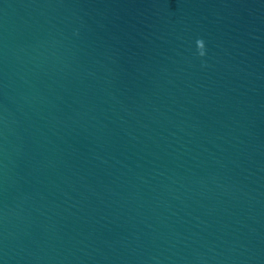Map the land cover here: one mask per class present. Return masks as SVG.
<instances>
[{"label":"water","instance_id":"water-1","mask_svg":"<svg viewBox=\"0 0 264 264\" xmlns=\"http://www.w3.org/2000/svg\"><path fill=\"white\" fill-rule=\"evenodd\" d=\"M0 264H264V0H0Z\"/></svg>","mask_w":264,"mask_h":264},{"label":"clouds","instance_id":"clouds-1","mask_svg":"<svg viewBox=\"0 0 264 264\" xmlns=\"http://www.w3.org/2000/svg\"><path fill=\"white\" fill-rule=\"evenodd\" d=\"M197 44V49H198V54L203 57L205 55V45L204 41L202 39H198L196 41Z\"/></svg>","mask_w":264,"mask_h":264}]
</instances>
